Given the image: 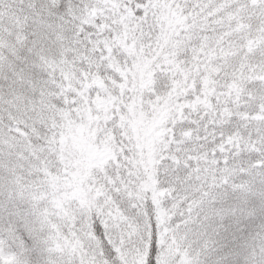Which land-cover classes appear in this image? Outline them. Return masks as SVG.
Instances as JSON below:
<instances>
[{
	"label": "snow or ice",
	"instance_id": "1",
	"mask_svg": "<svg viewBox=\"0 0 264 264\" xmlns=\"http://www.w3.org/2000/svg\"><path fill=\"white\" fill-rule=\"evenodd\" d=\"M0 264H264V0H0Z\"/></svg>",
	"mask_w": 264,
	"mask_h": 264
}]
</instances>
